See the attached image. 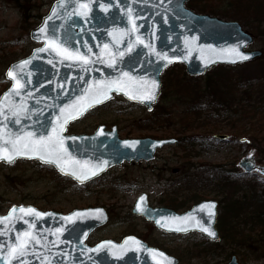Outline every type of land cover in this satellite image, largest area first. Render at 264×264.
I'll return each mask as SVG.
<instances>
[{
  "label": "water",
  "instance_id": "1",
  "mask_svg": "<svg viewBox=\"0 0 264 264\" xmlns=\"http://www.w3.org/2000/svg\"><path fill=\"white\" fill-rule=\"evenodd\" d=\"M187 1H54L41 23L31 31V38L43 44L33 49L29 56L12 63L5 72L11 85L0 95V107L4 110V115L0 116V129L5 136L8 133L23 135L26 132H33L34 138L52 135L53 127L62 123L69 113L75 114L80 106L87 105L102 83L108 85L109 82L120 81V90H116L117 85L113 84L112 90L107 93L108 98L87 107L75 118H69L64 125L66 130L62 133L66 138L64 147L73 160L81 164L87 162L88 169L101 170L81 182L70 174L72 169L79 172L81 164L70 165L66 169L69 174L54 164L50 165L61 175L84 184L124 161L154 159L158 148L176 143L177 139H122L116 126L107 131L104 125H100L92 134H69L67 127L89 110L109 102L115 96L143 104L148 111H152L161 93L162 72L174 63H183L189 75L197 76L216 65L235 66L263 56L262 50L251 48L254 36L240 22L197 13L186 6ZM81 4H86L87 8L80 7ZM42 28L44 32H41ZM49 42L57 47H49ZM58 49H67L73 57L60 54ZM232 49H237L249 59H239ZM80 56L86 58L87 63L77 58ZM25 61L29 63L25 64ZM9 71H13L23 85L19 95L13 91L15 81L8 76ZM153 82L156 87H153ZM144 90L154 92L155 99H132L128 94ZM6 95L8 101H4ZM82 96L84 100L80 99ZM61 109H64L63 113ZM14 111L17 115H13ZM220 137L225 138L224 135ZM18 159H35L44 163L39 158L26 156H18L13 162ZM2 162L10 164L0 160ZM238 165L245 173L264 176V165L259 164L254 155L244 157ZM141 197H146V200L141 205L143 210L138 211ZM204 205L215 207H202ZM218 206L217 200L206 199L183 213H177L167 207H151L148 195L143 193L133 212L154 221L157 227L167 232H200L208 239L217 241L220 239L216 226ZM13 207L32 208L42 215L17 212L10 221L0 224L2 257H7L8 245L16 242L18 234L28 232L40 241L39 244L33 242L32 250L24 258L28 264H167L164 257L173 264H179L176 257L149 246L133 235L119 242L104 239L95 245L88 244L90 234L109 219L104 207L75 208L68 213H61L41 210L33 205H14L7 214H0V218L8 217ZM186 216L194 219H172ZM66 217L72 219L67 220ZM158 220L160 223H157ZM178 227H186L188 231H175ZM201 227L214 231L216 237H210L200 230ZM153 251L164 255L154 256ZM0 264H5V261L0 259ZM12 264L19 262L14 260ZM228 264L241 263L233 255Z\"/></svg>",
  "mask_w": 264,
  "mask_h": 264
},
{
  "label": "rangeland",
  "instance_id": "2",
  "mask_svg": "<svg viewBox=\"0 0 264 264\" xmlns=\"http://www.w3.org/2000/svg\"><path fill=\"white\" fill-rule=\"evenodd\" d=\"M54 1L0 0V95L11 84L5 77L10 64L27 57L39 46L31 39V31L41 23ZM187 6L200 14L240 22L255 37L252 47L264 51V0H189ZM262 59L230 71L227 66L215 67L199 77L189 76L185 65L174 64L162 75L160 99L152 112L143 105L116 97L70 126V132L91 133L99 124L116 122L122 138L176 137L181 140L179 144L158 150L151 162L124 163L85 185L76 184L60 175L53 166L37 160L0 164V214L7 213L13 205L22 204L62 213L100 206L105 207L110 218L90 235L88 243L91 245L103 239L120 241L133 234L177 257L179 264H227L234 254L242 264H264V242L247 244L234 238L209 241L201 233L168 234L132 212L137 197L143 192L148 194L153 206L170 207L179 213L204 199H216L223 205L229 198L250 197L254 187L257 193L264 195V176L245 174L238 167L248 155H254L264 165V156L261 159L242 141L241 130L247 122L238 113L231 115L226 109L217 110L211 104L209 110L200 111L203 113L200 121L190 122L197 116L194 102L215 100L213 90L206 87L209 82L225 76L229 77V84L234 85L240 77L242 82L245 77L255 80L264 66ZM237 109L234 105L233 110ZM194 133H199V138H195ZM223 134L228 135L226 140L215 137ZM223 178L228 183H223ZM222 205L217 219L221 235V214L226 221L225 232H228L229 227L234 228L236 212ZM250 211L253 207L240 216L236 230L254 231L252 236L257 237L261 230L249 222Z\"/></svg>",
  "mask_w": 264,
  "mask_h": 264
},
{
  "label": "snow or ice",
  "instance_id": "3",
  "mask_svg": "<svg viewBox=\"0 0 264 264\" xmlns=\"http://www.w3.org/2000/svg\"><path fill=\"white\" fill-rule=\"evenodd\" d=\"M80 7L87 8L86 4H81ZM130 11V10H129ZM55 15V13H53ZM45 29L42 28L41 32H44ZM49 47H57L52 42H49ZM60 54L66 55L69 58L73 57V54L68 52L67 49H58ZM232 52L235 53L236 57H238L241 60L249 59L248 56L244 55L243 53H240L237 49H232ZM79 59H82L84 63H87V59L80 56L77 57ZM232 62H235L233 60ZM25 64L29 63L28 61L24 62ZM22 67V66H21ZM127 76V73L124 74ZM8 76L15 81L14 89L13 91L19 95V89L23 87L21 82L16 78L13 71H9ZM117 85L116 90H120L121 84L120 81H112L109 82L108 85H103L96 90L95 94L91 97V99L88 100L87 105L80 106L79 109L76 111L75 114L69 113L67 117H65L64 121L60 123L57 126H54L52 129V135L47 136H40L39 138H34L35 134L33 132H26L23 135H13L12 133H8L7 136H5V133L2 129H0V160L6 161L8 163H12L16 157L18 156H26L28 158H39L42 162L48 163V164H54L57 167L60 168L62 172L65 174H69L68 169L70 165L72 164H81L80 161H75L70 157V154L67 152V149L64 147L65 144V137H63L62 133L66 130L64 125L67 123L69 118H75V115H79L84 110H86L87 107L92 106L94 103L101 102L102 99L108 98V91L112 90V85ZM153 87H156L155 82H153ZM87 91V90H86ZM130 98L136 99H150L154 100L155 95L154 92L144 90L142 92H137L136 94L128 93ZM81 100H84L85 97H81ZM9 97L6 95L4 97V101H8ZM72 107V106H69ZM61 112H64V109H61ZM4 115V110L2 107H0V116ZM13 115H17V113L14 111ZM4 119L6 120L7 117L5 116ZM59 120V117L57 118ZM16 123H19V120H16ZM72 139H75L74 137ZM105 164L107 162L105 161ZM101 169H88L87 168V162H84L81 164V169L78 172L75 169H72L70 171V174L74 176L76 179L81 180V182L85 179H88L90 176L96 175L97 171ZM146 200V197H141L140 201L137 205V210L142 211L141 205H143L144 201ZM202 207H210L214 208L215 205H204ZM19 212L24 215H35V216H41V213L36 212L35 209L32 208H15L13 207L11 209V213L8 217L0 218V224H4L6 221H10L15 214ZM76 215H82L80 213H77ZM65 219L71 220L72 217H66ZM174 220H182V221H188L189 219H194L192 216H186V217H173ZM157 223H160L158 220ZM199 223V222H197ZM163 226V225H162ZM30 227H34V225H30ZM172 230V229H170ZM175 231H188V228H176ZM201 231L207 233L210 237L215 238L216 233L214 231H211L207 227H201ZM59 231V230H58ZM33 242L35 244H39L40 241L37 237L32 236L30 233L25 232L23 234H18L16 237V242L14 244L8 245V252L7 257L0 256V259H3L5 261V264H12V261H18L19 264H28L27 260L24 259L26 255L29 253V251L33 248ZM137 244H139V241H136ZM153 255H159L163 257V253H156L153 251ZM164 259L167 261V264H173L171 260H168L167 257H164Z\"/></svg>",
  "mask_w": 264,
  "mask_h": 264
},
{
  "label": "trees",
  "instance_id": "4",
  "mask_svg": "<svg viewBox=\"0 0 264 264\" xmlns=\"http://www.w3.org/2000/svg\"><path fill=\"white\" fill-rule=\"evenodd\" d=\"M262 58L264 59V56ZM247 64L249 63L243 65ZM217 67L226 68L225 66ZM237 67L238 66H227L226 69L230 71L235 70ZM228 79L229 77L226 76L219 77L217 81L213 83L209 82V84L206 85V87L213 90V97L215 100H212L211 102L206 101L207 104L206 102H204V104L202 101L194 102L193 104L196 106L197 116L190 122L196 123L200 121L203 117V113L200 111L209 110L211 108V104H214L213 107H215L217 110L220 107L226 109L231 115L233 112H235V114L238 113L240 118L247 122L246 127L241 130V136L244 143L249 150L257 152V154H259L262 159L264 156V66H262L261 71L257 73V76H255V80L251 79L250 77H245V80L242 82V77H240L238 84L234 85L229 84ZM212 90H210V93H212ZM234 105L239 109L233 110ZM192 111L193 110H190L189 112ZM206 126L210 125L206 124ZM194 130L196 132L197 128H194ZM194 134L195 138H199V133ZM223 183H228V181L223 178ZM253 189L254 193L250 197L245 195L237 198H229L228 203L226 201L227 205H225L226 203L223 205L221 203V205L226 206L227 209H230L233 212L236 211L233 215L235 220V224L233 225L234 228L229 227L228 232H225V230H227L225 228L226 221L224 220L225 218H223V214H221L220 224L223 228L221 239L226 241H229L233 238L235 241L241 239L247 242V244H257L264 242V195L263 193H257L255 187ZM252 207L253 211H250L249 213L251 214V220L249 222L254 223L257 230H261L260 235H256L257 237L252 236L254 231H248V233H245L244 230H236V227L239 226L238 221L240 216L245 212V210H248ZM237 211L239 212L237 213Z\"/></svg>",
  "mask_w": 264,
  "mask_h": 264
},
{
  "label": "flooded vegetation",
  "instance_id": "5",
  "mask_svg": "<svg viewBox=\"0 0 264 264\" xmlns=\"http://www.w3.org/2000/svg\"><path fill=\"white\" fill-rule=\"evenodd\" d=\"M100 125V124H99ZM106 125V130H110V129H112V127L114 126V125H116L117 126V128H118V131H119V133H120V128H119V125H118V123H116V122H114V123H112V124H110V125H107V124H105ZM97 128V127H96ZM92 133V132H91ZM180 139H179V142H177L176 144H179L180 143ZM176 144H174V145H176ZM142 162H145V161H138V162H135V161H133V162H131V163H142ZM124 163H126V162H124ZM130 163V162H129ZM116 167V166H115ZM114 168V167H113ZM113 168H111L110 170H112ZM162 232V231H161ZM165 233V232H164ZM139 237V236H138ZM140 238V237H139ZM141 239H143L144 241H146L148 244H149V242L145 239V238H142L141 237ZM151 245V244H150Z\"/></svg>",
  "mask_w": 264,
  "mask_h": 264
}]
</instances>
